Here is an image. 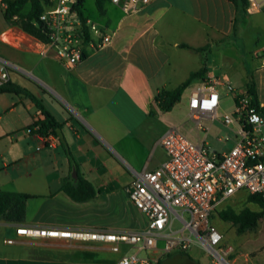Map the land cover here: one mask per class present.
I'll list each match as a JSON object with an SVG mask.
<instances>
[{"label": "crops", "instance_id": "crops-1", "mask_svg": "<svg viewBox=\"0 0 264 264\" xmlns=\"http://www.w3.org/2000/svg\"><path fill=\"white\" fill-rule=\"evenodd\" d=\"M1 1L0 44L15 53L7 58L0 53L14 70L8 84L35 95L63 125L61 138L97 194L77 202L63 190L64 181L77 177L60 139L47 141L32 131L42 115L25 94L1 93L0 191L30 198L22 223L0 220V264H96L81 255L95 254L104 247L97 242L67 244L56 241L63 239H50L53 241L47 244L18 236L16 229L127 232L101 227L102 217L111 213L119 198L121 180L113 163L116 160L130 170L126 173L129 182L123 187L129 197L128 189L138 174L152 171L167 160L160 141L176 126L166 120L176 106L163 112L155 98L162 89L178 88L202 67L203 59L206 78L225 76L240 90L247 88L248 73H252L259 101L263 102L264 8L259 12L247 10L236 22L233 0H152L130 15L110 2L100 13L95 0L100 18L86 9L88 16L107 28L112 41L100 50L86 49L82 61L68 68L37 37L11 26ZM247 58L256 65L252 71ZM156 128L163 133L155 142L162 155L154 160L147 158L144 150ZM146 227L147 220L141 230ZM9 238L15 243L7 244ZM121 257L106 262L100 256L99 262L115 264Z\"/></svg>", "mask_w": 264, "mask_h": 264}, {"label": "built area", "instance_id": "built-area-1", "mask_svg": "<svg viewBox=\"0 0 264 264\" xmlns=\"http://www.w3.org/2000/svg\"><path fill=\"white\" fill-rule=\"evenodd\" d=\"M151 1L109 0L126 15L142 10ZM43 2L45 10L35 24L42 26L45 40L38 39L66 67L81 62L86 49L100 50L111 43L112 34L105 26L81 18L79 0ZM247 3L250 12L264 8V0ZM11 70L12 65L0 57V88L10 82ZM187 90L188 114L203 133V140L196 143L178 126L169 128L160 141L167 160L152 171L138 174L132 182L129 199L147 218L144 230L92 232L21 226L16 234L30 239L105 243L116 253L121 245L137 249V253L123 255L115 264H157L160 257L141 258L139 254L187 253L193 246L208 253L210 264H233L229 260L232 248L222 247L223 235L211 216L239 192L260 196L264 201V102L254 105L247 88L238 89L225 76L205 77ZM226 98L232 108L222 113ZM215 122L228 130L216 139L231 145L224 151L211 148L206 141ZM43 137L47 141L58 139L52 134ZM5 242L14 244L15 239Z\"/></svg>", "mask_w": 264, "mask_h": 264}, {"label": "rangeland", "instance_id": "rangeland-1", "mask_svg": "<svg viewBox=\"0 0 264 264\" xmlns=\"http://www.w3.org/2000/svg\"><path fill=\"white\" fill-rule=\"evenodd\" d=\"M86 9L88 12L93 14L96 19L100 18L99 14L95 9V0H86ZM236 45L239 46L240 42L236 41ZM226 52V51H225ZM0 53H2L6 58L9 57L8 55L15 54L13 50H11L8 46H3L0 44ZM259 56V54H258ZM248 63V69L251 71L255 68L256 65L250 60L246 59ZM14 71V70H11ZM16 72V71H15ZM20 73V72H18ZM22 75L31 80L29 75L22 72ZM263 83L261 84V100L264 102V77ZM189 97V90L186 89L184 92L181 101L175 105L176 107L173 110V113L166 119L170 120L171 125L178 126L181 131L186 134L192 141L199 143L203 140V133L197 128L196 124L190 119L188 110H187V102ZM223 106L221 112L224 113L226 111L231 110V103L228 98L223 101ZM162 122V120H161ZM207 124V122H205ZM228 132V130L220 125L219 122H215L212 125V132L207 137V143L211 146V148L217 151H224L228 149L231 145H224L220 144L216 141L218 136H223ZM161 128H156L152 131L150 140L147 141L149 147L144 150V155L147 158L154 159L156 156L162 155V151L160 148L155 146V142L157 139L162 136ZM154 155V157H153ZM113 167L115 171H118L117 174L120 178L119 187V198L114 203V207L111 213L102 217V228L107 230L113 231H133V230H141L146 225V217L144 214L133 204V202L129 199L123 187L127 182H129V178H127V174L130 170H127L125 165L118 164L115 160L113 163ZM128 171V172H127ZM248 194L246 192H239L232 196L228 201L223 203L216 212L211 216V222L214 226H216L219 231L223 235L222 247L232 248V252L229 255V260L233 264H264V218L258 223V226L254 229L246 230L244 232H239L238 227L234 226L230 222L223 221L219 213L228 209L232 208L236 212H240L244 209H250L252 211H259L257 205L250 203L247 199ZM101 219V218H100ZM176 229L180 228V224H176ZM54 240V239H53ZM53 240L50 239H40L37 240L38 242H45L49 244ZM59 242H64L67 244H71L74 242H69L66 240H56ZM99 243V242H97ZM100 245L104 246L101 247L95 254L93 253H82L81 258L86 259L90 257L94 259L93 262L96 264H103L104 261L114 260L122 255H132L137 253V249L128 245H121L120 252L116 253L110 250L111 247L105 243H99ZM109 247V248H107ZM43 248H51L48 245H44ZM52 249V248H51ZM35 252L37 250L34 249ZM43 251V250H42ZM38 253V252H37ZM42 253V252H41ZM193 261L199 264H210V258L208 253L201 249L200 247L193 246L187 253ZM97 256V257H96ZM100 256L104 257L103 262H99ZM141 258L145 257H155L163 259V263L169 262L172 263L178 260L180 257H183L181 253H172L169 254V257L166 255H162L161 252H149L143 251L139 254ZM159 259V260H160Z\"/></svg>", "mask_w": 264, "mask_h": 264}, {"label": "trees", "instance_id": "trees-1", "mask_svg": "<svg viewBox=\"0 0 264 264\" xmlns=\"http://www.w3.org/2000/svg\"><path fill=\"white\" fill-rule=\"evenodd\" d=\"M237 8L236 22L239 21L247 14V0H233ZM109 0H96L97 10L101 13L104 10L105 4ZM45 3L43 0H2L1 9L5 16V19L11 26H18L28 34H31L37 38L43 39V30L41 25L35 23L39 21V17L45 10ZM77 9L80 12L81 18L86 20L89 18L86 10V0H79ZM205 49H198L199 52ZM207 74L206 60H202V67L190 75V77L182 83L178 88L174 90L162 89L156 96L155 101L158 107L163 112H170L175 105L181 101V98L193 83L199 79L204 78ZM247 91L252 99V103L256 105L259 102L255 79L252 73H248ZM11 84H7L0 88V94L5 92L23 93L29 99H31L39 108L42 115V119L37 121L32 128H37L36 132L40 136L54 135L58 137L63 144L66 154L70 161L72 170L75 169L77 178L72 177L71 181L63 182V190L75 201L85 202L96 197L97 191L90 181L83 177L80 173L79 167L75 163V160L69 151L68 145L61 138V131L63 125L60 124L54 116L46 109L41 100L28 90L20 87H11ZM30 198L29 195L21 193H11L0 191V220H4L11 223H22L26 215V202ZM247 199L250 203L258 206L259 211H252L250 209H244L240 212H236L232 208H228L219 213L220 218L225 222H230L234 226L238 227L239 232L254 229L258 226V223L264 218V201L260 196L248 194ZM183 258L192 264H199L193 261L187 254L181 253ZM169 257V254L166 255ZM157 264H164L163 259H160Z\"/></svg>", "mask_w": 264, "mask_h": 264}, {"label": "flooded vegetation", "instance_id": "flooded-vegetation-1", "mask_svg": "<svg viewBox=\"0 0 264 264\" xmlns=\"http://www.w3.org/2000/svg\"><path fill=\"white\" fill-rule=\"evenodd\" d=\"M164 264H192L191 262L185 260L183 257H180L178 260L172 262V263H169V262H166Z\"/></svg>", "mask_w": 264, "mask_h": 264}, {"label": "water", "instance_id": "water-1", "mask_svg": "<svg viewBox=\"0 0 264 264\" xmlns=\"http://www.w3.org/2000/svg\"><path fill=\"white\" fill-rule=\"evenodd\" d=\"M73 176H74V177H77V173H76L75 170H74V172H73Z\"/></svg>", "mask_w": 264, "mask_h": 264}, {"label": "bare ground", "instance_id": "bare-ground-1", "mask_svg": "<svg viewBox=\"0 0 264 264\" xmlns=\"http://www.w3.org/2000/svg\"><path fill=\"white\" fill-rule=\"evenodd\" d=\"M5 39H6L7 41H9V38H8V37H5Z\"/></svg>", "mask_w": 264, "mask_h": 264}]
</instances>
